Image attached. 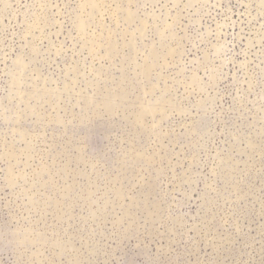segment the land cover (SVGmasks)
Wrapping results in <instances>:
<instances>
[{
    "label": "rangeland",
    "instance_id": "1",
    "mask_svg": "<svg viewBox=\"0 0 264 264\" xmlns=\"http://www.w3.org/2000/svg\"><path fill=\"white\" fill-rule=\"evenodd\" d=\"M0 264H264V0H0Z\"/></svg>",
    "mask_w": 264,
    "mask_h": 264
}]
</instances>
